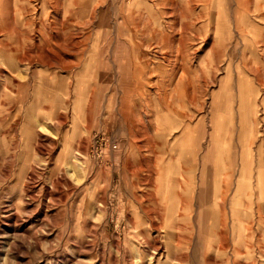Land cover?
<instances>
[{
    "label": "rangeland",
    "instance_id": "1",
    "mask_svg": "<svg viewBox=\"0 0 264 264\" xmlns=\"http://www.w3.org/2000/svg\"><path fill=\"white\" fill-rule=\"evenodd\" d=\"M0 264H264V0H0Z\"/></svg>",
    "mask_w": 264,
    "mask_h": 264
},
{
    "label": "bare ground",
    "instance_id": "2",
    "mask_svg": "<svg viewBox=\"0 0 264 264\" xmlns=\"http://www.w3.org/2000/svg\"><path fill=\"white\" fill-rule=\"evenodd\" d=\"M44 128V127H43ZM78 174V173H77Z\"/></svg>",
    "mask_w": 264,
    "mask_h": 264
}]
</instances>
